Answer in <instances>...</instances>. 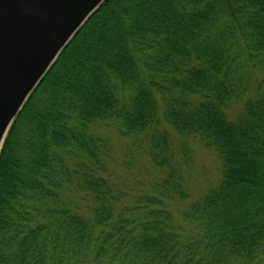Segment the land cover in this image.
<instances>
[{
    "label": "trees",
    "instance_id": "1",
    "mask_svg": "<svg viewBox=\"0 0 264 264\" xmlns=\"http://www.w3.org/2000/svg\"><path fill=\"white\" fill-rule=\"evenodd\" d=\"M190 140L222 166L194 198ZM0 264H264V0H106L7 135Z\"/></svg>",
    "mask_w": 264,
    "mask_h": 264
},
{
    "label": "water",
    "instance_id": "2",
    "mask_svg": "<svg viewBox=\"0 0 264 264\" xmlns=\"http://www.w3.org/2000/svg\"><path fill=\"white\" fill-rule=\"evenodd\" d=\"M106 0H0V154L16 117Z\"/></svg>",
    "mask_w": 264,
    "mask_h": 264
},
{
    "label": "rangeland",
    "instance_id": "3",
    "mask_svg": "<svg viewBox=\"0 0 264 264\" xmlns=\"http://www.w3.org/2000/svg\"><path fill=\"white\" fill-rule=\"evenodd\" d=\"M99 131L112 143V153L107 161L110 162L108 170H111L115 176H127L133 171L131 175L137 176L138 183L151 181L159 175L152 163L142 156L140 151L137 152V156L136 154H131L130 157L126 155V140L119 135L116 129L104 127ZM189 143L193 150V164L189 172V183L194 198L219 182L222 166L214 151L205 148L196 140H190ZM126 162H131V169L125 167L124 163Z\"/></svg>",
    "mask_w": 264,
    "mask_h": 264
}]
</instances>
